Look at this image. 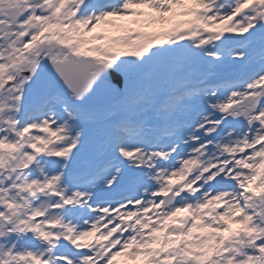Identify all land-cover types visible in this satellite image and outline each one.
Segmentation results:
<instances>
[{
  "label": "snow or ice",
  "instance_id": "6c2138e0",
  "mask_svg": "<svg viewBox=\"0 0 264 264\" xmlns=\"http://www.w3.org/2000/svg\"><path fill=\"white\" fill-rule=\"evenodd\" d=\"M0 264H264V0H0Z\"/></svg>",
  "mask_w": 264,
  "mask_h": 264
}]
</instances>
